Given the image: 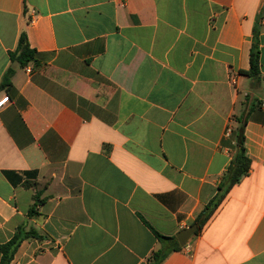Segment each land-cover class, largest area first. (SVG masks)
<instances>
[{
    "label": "crops",
    "instance_id": "1",
    "mask_svg": "<svg viewBox=\"0 0 264 264\" xmlns=\"http://www.w3.org/2000/svg\"><path fill=\"white\" fill-rule=\"evenodd\" d=\"M255 28L258 78L242 73ZM11 67L0 246L40 237L10 264H147L172 246L155 232L217 195L240 126L249 173L160 264H264V0H0V84Z\"/></svg>",
    "mask_w": 264,
    "mask_h": 264
},
{
    "label": "trees",
    "instance_id": "2",
    "mask_svg": "<svg viewBox=\"0 0 264 264\" xmlns=\"http://www.w3.org/2000/svg\"><path fill=\"white\" fill-rule=\"evenodd\" d=\"M258 35L259 30L255 28L253 30V42L250 49V68L248 70L242 71L244 75L252 78H258L260 76V50L258 48ZM9 56L12 63H18L21 66H25L33 61L36 62V51L30 47L25 32H23L20 36L17 49L14 52H10ZM13 72L14 69L12 67L7 70L0 84V88L8 89L10 87V79L13 75ZM250 167L251 159L246 153L244 129L242 126H240L236 136L235 155L231 160L225 174L223 175L222 181L218 188L219 191L217 195L205 206V208L199 214L197 222L195 223L199 230L202 229L203 226L213 217L215 212L225 200L231 188L235 184L239 183L241 179L249 173ZM29 213L30 215H34L37 212L32 209ZM155 234L158 239H167L173 241L172 246L168 249H159L155 251L151 260L147 264H160L170 252L180 250L183 247L178 243L176 237L174 236L166 237L158 234L157 232H155ZM37 236V232L34 229L25 231L22 227H19L13 237L8 242L0 246V264H10L21 242L27 238Z\"/></svg>",
    "mask_w": 264,
    "mask_h": 264
},
{
    "label": "water",
    "instance_id": "3",
    "mask_svg": "<svg viewBox=\"0 0 264 264\" xmlns=\"http://www.w3.org/2000/svg\"><path fill=\"white\" fill-rule=\"evenodd\" d=\"M196 231H197V225L196 224H193L192 226H190L184 230H181L176 235V239H177L178 243L181 246H185L186 243L188 242V240L191 238L192 235L195 234Z\"/></svg>",
    "mask_w": 264,
    "mask_h": 264
},
{
    "label": "built area",
    "instance_id": "4",
    "mask_svg": "<svg viewBox=\"0 0 264 264\" xmlns=\"http://www.w3.org/2000/svg\"><path fill=\"white\" fill-rule=\"evenodd\" d=\"M27 70H28V72H31L30 68H28ZM7 100H8V98H4V99L0 100V107L3 106L7 102Z\"/></svg>",
    "mask_w": 264,
    "mask_h": 264
}]
</instances>
